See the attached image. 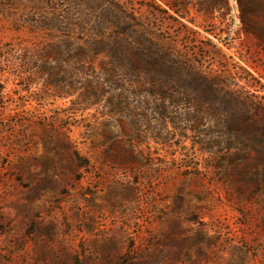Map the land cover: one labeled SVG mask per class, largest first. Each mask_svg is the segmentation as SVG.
Returning a JSON list of instances; mask_svg holds the SVG:
<instances>
[{
    "label": "rangeland",
    "instance_id": "rangeland-1",
    "mask_svg": "<svg viewBox=\"0 0 264 264\" xmlns=\"http://www.w3.org/2000/svg\"><path fill=\"white\" fill-rule=\"evenodd\" d=\"M69 36L79 56L166 53L212 84L166 85L186 93L173 106L99 55L123 109L82 110L81 74L67 99L29 76L53 67L66 88L40 53ZM0 264H264V0H0Z\"/></svg>",
    "mask_w": 264,
    "mask_h": 264
},
{
    "label": "trees",
    "instance_id": "trees-1",
    "mask_svg": "<svg viewBox=\"0 0 264 264\" xmlns=\"http://www.w3.org/2000/svg\"><path fill=\"white\" fill-rule=\"evenodd\" d=\"M49 41L50 44H46L45 48H43L44 50L40 53V56L42 59L44 58L46 60H50L51 62H54L55 65H59L60 67L58 72L59 70H63V68L66 69L65 71H68L67 76H64L62 79L67 84V87L65 88L60 86V82L56 78L58 74L54 72L51 73V71L54 70L53 67L43 66L39 68L40 70L36 74L30 73L29 76H37L38 74V76L42 75L45 77L49 75L47 76V87L50 89L54 88L55 92L61 94L60 98L67 99L73 97L76 93L81 91L80 89L82 85H80L78 88L76 85L77 82L74 81V78H77L81 74V76H84V78L82 77L81 80H83L85 83L82 94H80L81 97L78 99V105L83 107L82 110L99 104L102 102V99L105 97V95L108 96L111 94L112 97L110 100L112 101L109 102L111 109H114L115 113L123 109L122 107L124 98L123 95L120 94L121 92H117V89L120 88L118 85H116V82L120 80L121 77L118 76L113 70L106 80L101 81L103 78L95 76L90 72V67L96 63L99 55L107 54L109 56L105 47L100 46L98 43L91 47V52L89 54L85 53L82 56H79L75 53L77 40L73 36H69L65 40L52 37V39ZM110 55L111 56H109V59L111 64L118 65L125 62L130 66V74L128 78H132L134 80L145 79L151 83H156L159 88L157 92L151 93L150 96L158 102L169 101L173 104V106H177V104L180 103L179 97H184L186 95L184 91H173L172 89L171 91L164 90L166 85L173 86L174 84H177L178 81L193 79L197 82L196 84H200L199 86H202L203 89L201 91L202 94H204L205 89L208 87L210 88L212 84V82L189 69L187 65L181 63L178 59L171 56L170 54L153 53L149 52L148 50L141 49H128L123 54L119 53ZM20 64L21 69L24 71L23 73H26V69H29L31 66L30 60L28 61L27 59L21 60ZM177 67L180 72L177 71L174 73V71L177 70ZM175 81L177 82L175 83ZM108 87H113V91L107 92L106 89ZM142 93L148 94L147 91H143ZM167 113L169 112L164 111V114L162 115H166ZM225 113L229 117V121H227L226 124V128L229 133L245 134L248 132L250 125L246 119V121L242 120L238 122H232V119H235L234 114L228 112L227 110H225ZM145 119V117H142L141 122H147ZM165 120L166 118L164 121ZM120 123L122 122H118V124ZM172 123L174 126H177V123L174 122V120ZM200 123L201 120L195 118L192 119L191 130L197 131V124ZM79 169L88 170L89 163L82 162V164L79 165Z\"/></svg>",
    "mask_w": 264,
    "mask_h": 264
}]
</instances>
